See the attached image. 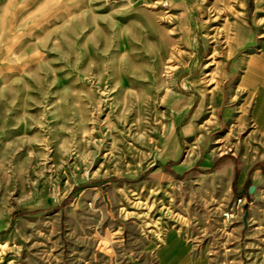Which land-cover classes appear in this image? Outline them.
Instances as JSON below:
<instances>
[{
	"label": "rangeland",
	"instance_id": "374dc122",
	"mask_svg": "<svg viewBox=\"0 0 264 264\" xmlns=\"http://www.w3.org/2000/svg\"><path fill=\"white\" fill-rule=\"evenodd\" d=\"M0 264H264V0H0Z\"/></svg>",
	"mask_w": 264,
	"mask_h": 264
},
{
	"label": "crops",
	"instance_id": "0c3cea01",
	"mask_svg": "<svg viewBox=\"0 0 264 264\" xmlns=\"http://www.w3.org/2000/svg\"><path fill=\"white\" fill-rule=\"evenodd\" d=\"M192 159H193V157H189V158L186 157V158L184 159V164H185V165L189 164V163L191 162ZM210 161H211V156L208 154L207 158H206V156L204 157V162H205V163H210ZM255 173L258 174L257 171H255L254 174H255ZM247 175H248V169H247V170L244 169V170L241 172V174H240V182H241V183H244V181H245ZM259 175H260V174H259ZM225 176H226V170H225V169L219 170V171L216 172L215 175H214V177H217V178L219 177L221 180L224 179ZM261 176H262V175H261ZM204 182H205V179L202 178V183H204ZM222 187H223V184L221 183L220 188L222 189ZM223 188H224V187H223Z\"/></svg>",
	"mask_w": 264,
	"mask_h": 264
},
{
	"label": "trees",
	"instance_id": "16d2710c",
	"mask_svg": "<svg viewBox=\"0 0 264 264\" xmlns=\"http://www.w3.org/2000/svg\"><path fill=\"white\" fill-rule=\"evenodd\" d=\"M175 162H173V161H169L163 168L166 170V169H168V167L170 166V165H172V164H174ZM144 176H140L139 178H143ZM138 178V179H139ZM76 191V188H74L72 191H71V193L66 197V199L64 200V203L67 201V200H69L71 197H72V195H73V193Z\"/></svg>",
	"mask_w": 264,
	"mask_h": 264
},
{
	"label": "water",
	"instance_id": "95a60500",
	"mask_svg": "<svg viewBox=\"0 0 264 264\" xmlns=\"http://www.w3.org/2000/svg\"><path fill=\"white\" fill-rule=\"evenodd\" d=\"M253 190H254V185H250L248 189L249 194H252Z\"/></svg>",
	"mask_w": 264,
	"mask_h": 264
},
{
	"label": "bare ground",
	"instance_id": "6f19581e",
	"mask_svg": "<svg viewBox=\"0 0 264 264\" xmlns=\"http://www.w3.org/2000/svg\"><path fill=\"white\" fill-rule=\"evenodd\" d=\"M190 157H193L192 155Z\"/></svg>",
	"mask_w": 264,
	"mask_h": 264
}]
</instances>
